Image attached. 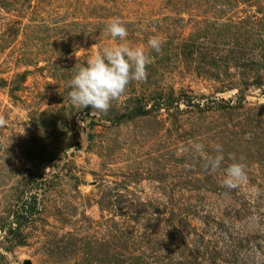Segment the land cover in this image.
I'll list each match as a JSON object with an SVG mask.
<instances>
[{
  "label": "rangeland",
  "instance_id": "rangeland-1",
  "mask_svg": "<svg viewBox=\"0 0 264 264\" xmlns=\"http://www.w3.org/2000/svg\"><path fill=\"white\" fill-rule=\"evenodd\" d=\"M121 44L145 79L74 108V67ZM0 264H264V0H0Z\"/></svg>",
  "mask_w": 264,
  "mask_h": 264
},
{
  "label": "clouds",
  "instance_id": "clouds-1",
  "mask_svg": "<svg viewBox=\"0 0 264 264\" xmlns=\"http://www.w3.org/2000/svg\"><path fill=\"white\" fill-rule=\"evenodd\" d=\"M105 32L112 39L124 41L128 33L122 22L114 18L106 26ZM148 47L160 51L161 40L153 36L148 39ZM148 57L142 47H129L121 44L117 47H104L100 52L89 56L84 65L76 68L75 75L69 80L70 91L67 94L68 102L75 108H91V116L105 113L110 102L117 99L125 90L129 81H142L146 77ZM188 148L182 151H188ZM192 150L202 151V145H192ZM217 155L209 157L205 168L211 173L220 169L224 156L221 147L217 145ZM247 175L245 166L233 163L224 169V177L220 181L222 187L236 189L245 183Z\"/></svg>",
  "mask_w": 264,
  "mask_h": 264
}]
</instances>
